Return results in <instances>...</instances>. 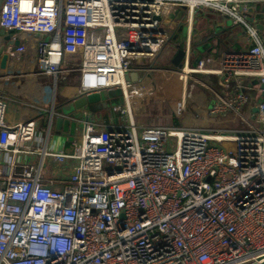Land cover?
Here are the masks:
<instances>
[{"label": "built area", "instance_id": "2783aa9c", "mask_svg": "<svg viewBox=\"0 0 264 264\" xmlns=\"http://www.w3.org/2000/svg\"><path fill=\"white\" fill-rule=\"evenodd\" d=\"M259 2L3 0L0 29L36 40L35 62L54 89L67 70L83 95L119 92L123 104L113 111L128 125L97 129L85 117L71 153L44 146L31 164L36 122L7 124L0 100V264H264V47L242 17ZM201 9L244 27L242 48L222 53L215 70L204 60L191 67L187 37L179 71L148 66L164 50L175 55L178 25ZM25 51L20 42L8 48L14 57ZM160 72L183 83L192 74L217 77V91L204 87L214 101L203 125L135 122V108L161 100L153 81ZM134 73L136 81L126 80ZM170 107L183 117L185 94ZM53 111L42 128L46 138ZM47 157L76 161L61 189L51 187L61 180L44 178Z\"/></svg>", "mask_w": 264, "mask_h": 264}, {"label": "crops", "instance_id": "0c3cea01", "mask_svg": "<svg viewBox=\"0 0 264 264\" xmlns=\"http://www.w3.org/2000/svg\"><path fill=\"white\" fill-rule=\"evenodd\" d=\"M258 7L264 8V2L248 4L247 11L242 12V17L247 24L253 23L251 26L256 29L260 42L264 47L263 29H259L257 21L254 17H251V11H255ZM180 14L183 19L185 14L183 12ZM179 26L183 27L184 36L180 34L176 40H171V42L179 46V48H184L187 43V37H189L190 50L188 62L191 67H195L200 60H204L205 67L208 70H215L218 68V59L222 53L239 50L245 42L243 35L244 27L234 26L230 17L209 9L196 11L189 24L184 22L180 23ZM6 34L11 36L12 41L18 40L26 46V51L21 57L10 56V60H13V62H9L10 66L13 63L19 65L25 75L21 76V80L20 82H16L17 84L9 82L16 77L14 69L0 75V100L6 104L5 122L7 124L23 122L28 119H34L36 122L37 132L34 137V143L37 148L33 146L34 153L27 155L26 159L29 163L36 164L39 162L41 157L39 149H43L44 146L46 151L51 153H71L73 144L80 141L85 117H88L91 123L96 124L95 127L97 129H113L118 126L128 125V117L125 114L114 112L111 107L106 109H91L90 106H85L79 110H73V116L64 113L63 109L72 103L77 96L81 95L79 78L74 75L75 77H72L69 84L62 86L59 92L56 90L54 94L48 81L49 76L37 74L35 66L36 40L23 34L14 36L10 33ZM165 56L168 57V60L172 58L170 52L165 54ZM176 69L174 68L175 71L179 70ZM191 76L194 77L193 80L200 87L210 86V82H213L217 86V77L213 75L192 74ZM42 81L45 82L43 83ZM4 85L14 88H18V85H21V90H18L19 92L15 91L17 94H14V90L13 92L7 90L8 93H6L1 90L2 87H5ZM182 86L184 90L182 95H184L186 85L183 84ZM113 93V97H121L120 94ZM258 100L261 101V96ZM195 101L200 102L198 109L192 110V112L186 109V113L181 118L172 116L169 110L166 109L165 102L163 110H161L162 100L155 102L156 104L153 103L152 108H150L151 106L146 107L147 109L144 111H139L135 108L132 115L139 125L144 123L147 126H201L204 121L208 120L205 118L208 113L207 109L214 99L211 96H205V94L198 92L195 94ZM156 105L158 106L157 109L153 110ZM51 109L54 110L52 128L49 136L46 138L42 132V128ZM75 164V160H64L58 163L52 158L47 157L43 166L44 178L54 181L61 180V183L54 182L51 185L55 190L61 189L63 186L62 182L67 180Z\"/></svg>", "mask_w": 264, "mask_h": 264}, {"label": "rangeland", "instance_id": "374dc122", "mask_svg": "<svg viewBox=\"0 0 264 264\" xmlns=\"http://www.w3.org/2000/svg\"><path fill=\"white\" fill-rule=\"evenodd\" d=\"M3 0H0V8L2 5ZM180 34H183L184 36V31H183V27L179 26L176 29L175 34L172 37V40H176L177 36L179 37ZM2 44V38H0V45ZM166 50L162 51V53L159 54V56L155 59V58H149L148 61V66H152L155 69L161 70V71H168V70H174V68L170 65V60H168V57L165 56ZM133 64H135V62H133ZM197 65V64H196ZM195 65V66H196ZM36 69H37V74L45 75V76H49L46 75L45 73L41 72L40 67L38 66V64L35 65ZM177 70V69H176ZM14 73H15V78L12 81L9 82H20L21 80V76H24V72L23 70L19 67V65H17L16 68H14ZM179 71V70H178ZM72 77H75L74 74L69 73L67 70H63L58 74V80L56 82L55 85V89H54V84H53V79L52 76H49L48 81L51 84V90L52 92L55 94L56 90H58L62 87L65 86L67 84H69V82L72 80ZM153 78H155L156 80H153L154 82L156 81L158 83V86L155 89V97L159 98L162 100V105H161V110H163V104L165 102V106L166 109L169 110L170 114L172 115V110L170 107V103L173 101V99H175L176 97L181 96L184 93L183 90V84L186 85L185 86V97H186V109H188V111L192 112V110L198 109V106L200 105V102H196L195 101V94L200 92L202 94H205V96H211L210 91L207 88H203L198 86V84L196 83L193 76L188 77V79L186 80L185 83L182 84V80L179 79V76L177 75H171L168 73H154ZM23 82V81H22ZM43 83L45 81H42ZM249 82H252L253 84L257 83V80L255 79H250ZM210 87L217 91L219 88L217 86H215V84L213 82H210ZM17 84V83H16ZM22 84V83H21ZM5 87H2V91L3 92H13L14 90V94H17L15 91L19 92L21 90V85H18V88H14V87H9L8 85H4ZM158 89V90H157ZM19 90V91H18ZM158 92V93H157ZM247 92L251 93V96H253L256 91L255 90H249ZM109 94V93H108ZM57 95V94H56ZM105 99H107V107L109 108L111 107L112 109L114 107L117 106H121L120 102H119V97H112L109 95L105 96ZM160 101V100H157ZM156 100H154L153 102L150 101V105L148 107L152 108L153 107V103L156 104L155 102H157ZM204 103V102H203ZM203 105V104H202ZM157 105L154 106L153 110L157 109ZM104 108V109H106ZM150 110V109H149ZM173 116V115H172ZM55 122V121H54ZM135 122L137 123V121L135 120ZM175 126V125H174Z\"/></svg>", "mask_w": 264, "mask_h": 264}, {"label": "water", "instance_id": "95a60500", "mask_svg": "<svg viewBox=\"0 0 264 264\" xmlns=\"http://www.w3.org/2000/svg\"><path fill=\"white\" fill-rule=\"evenodd\" d=\"M251 17H254V19L257 21V27L259 29H264V8L258 7L255 11H251ZM156 20H159V17L155 18ZM250 25H253V23H249ZM0 38H2V44L0 45V75L8 73L9 70H13L17 67L16 63H13L12 66L9 65L10 60V54L8 52V48L14 49L19 45V41L15 40L12 41L11 36L7 35L6 32L2 29H0ZM137 51H140V49H136ZM146 52H149V49H145ZM185 56V51L183 48H179L175 55L170 60V64L177 69H180L182 67L183 59ZM13 62V61H12ZM140 64H145V59L139 60ZM126 80H134L136 81L138 79V74L134 73L131 75H126ZM109 93V94H108ZM120 94L119 92H116ZM114 95L113 92L108 90H101L99 92L91 93L88 95L81 94L80 96H77L72 103H70L68 106H66L63 109L64 113L69 114L70 116H73L72 113L73 110H79L85 106H90L91 109H104L107 107V99H105V96ZM119 102L122 105L123 101L122 98H119ZM65 115V114H63Z\"/></svg>", "mask_w": 264, "mask_h": 264}]
</instances>
